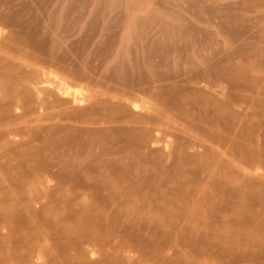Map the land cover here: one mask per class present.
I'll use <instances>...</instances> for the list:
<instances>
[{"label":"rangeland","instance_id":"1","mask_svg":"<svg viewBox=\"0 0 264 264\" xmlns=\"http://www.w3.org/2000/svg\"><path fill=\"white\" fill-rule=\"evenodd\" d=\"M0 264H264V0H0Z\"/></svg>","mask_w":264,"mask_h":264},{"label":"bare ground","instance_id":"2","mask_svg":"<svg viewBox=\"0 0 264 264\" xmlns=\"http://www.w3.org/2000/svg\"><path fill=\"white\" fill-rule=\"evenodd\" d=\"M69 90L71 91V89H69ZM69 90H68L69 93L66 91L67 94H70V91H69ZM75 91H76V93L78 94L79 90H78V92H77V90H75ZM75 91H73V92L75 93ZM67 94H65V95H67Z\"/></svg>","mask_w":264,"mask_h":264}]
</instances>
